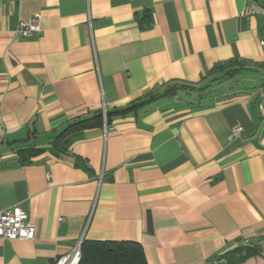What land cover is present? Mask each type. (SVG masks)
Returning <instances> with one entry per match:
<instances>
[{
  "label": "crops",
  "instance_id": "obj_1",
  "mask_svg": "<svg viewBox=\"0 0 264 264\" xmlns=\"http://www.w3.org/2000/svg\"><path fill=\"white\" fill-rule=\"evenodd\" d=\"M248 1L0 0V209L18 204L35 226L32 240L0 239V264H54L79 238L135 241L146 264H264L261 87L179 91L53 143L217 64L264 63ZM35 16L39 33L16 32Z\"/></svg>",
  "mask_w": 264,
  "mask_h": 264
},
{
  "label": "trees",
  "instance_id": "obj_2",
  "mask_svg": "<svg viewBox=\"0 0 264 264\" xmlns=\"http://www.w3.org/2000/svg\"><path fill=\"white\" fill-rule=\"evenodd\" d=\"M262 8H264V0H255ZM244 64V61L229 60L221 64L213 66L209 72L208 81L201 86H188L179 83H173L165 87L161 91H153L136 99L129 106L120 108L113 111L100 110L94 115L73 121L62 128L54 137L53 143L56 147L64 149L67 139L74 133L101 127L103 124H109L111 116L116 114H122L129 110H132L138 106L145 105L153 102L161 97L175 96L180 91L183 92H194L198 98L204 99L211 97L216 92V87L223 83L230 81L231 79L236 80V74H238V68H231L235 63ZM254 72H258L259 69L264 71V63H254ZM218 84V85H217ZM264 87V78L259 81L257 85L252 87ZM264 102V101H263ZM63 145L59 143L63 142ZM32 149V150H31ZM23 152L37 151L33 148L27 150L26 148L21 150ZM21 152V153H23ZM23 155V158H26ZM237 253L236 257H232L231 262L242 260L243 257L249 252L247 247L239 246L234 249ZM210 262H212L210 260ZM209 262V263H210ZM78 264H146L143 249L141 245L131 240H105V241H82L81 243V255Z\"/></svg>",
  "mask_w": 264,
  "mask_h": 264
},
{
  "label": "built area",
  "instance_id": "obj_3",
  "mask_svg": "<svg viewBox=\"0 0 264 264\" xmlns=\"http://www.w3.org/2000/svg\"><path fill=\"white\" fill-rule=\"evenodd\" d=\"M243 14L245 16L260 14L264 18V9L253 0H249L245 6ZM16 32L23 37L31 36L33 33H39L40 28L37 23L36 16L28 22H19ZM260 44L264 46V40H260ZM259 93L264 95V87L259 88ZM258 110L264 122V102L258 105ZM242 126H234L227 134L229 142L239 138L242 134ZM35 236V226L32 222L26 220L25 211L18 205L0 209V239L3 240H32ZM82 239L76 240L71 250L58 257L54 264H78L81 255ZM217 260L210 264L216 263Z\"/></svg>",
  "mask_w": 264,
  "mask_h": 264
},
{
  "label": "rangeland",
  "instance_id": "obj_4",
  "mask_svg": "<svg viewBox=\"0 0 264 264\" xmlns=\"http://www.w3.org/2000/svg\"><path fill=\"white\" fill-rule=\"evenodd\" d=\"M254 66H255L254 63H250V62H246V61H244V64H241L240 62L233 64V66L231 68H235V69L238 68L237 69L238 74H236V80L231 79L230 81L223 82L219 85L224 86L226 84H228V85L230 84V86H234L235 88L242 86L243 84L248 85L249 87L256 85L257 82L263 78V75L260 73L254 72ZM208 79H209V77L207 78V81H208ZM207 81L203 82V84H205ZM203 84H201V85H203ZM201 85L198 84L197 86H201Z\"/></svg>",
  "mask_w": 264,
  "mask_h": 264
}]
</instances>
